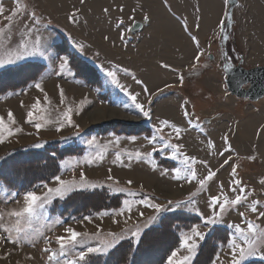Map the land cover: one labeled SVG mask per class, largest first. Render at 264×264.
Instances as JSON below:
<instances>
[{
  "label": "rangeland",
  "instance_id": "obj_1",
  "mask_svg": "<svg viewBox=\"0 0 264 264\" xmlns=\"http://www.w3.org/2000/svg\"><path fill=\"white\" fill-rule=\"evenodd\" d=\"M22 2L28 5L29 11L35 10L41 14L44 21H51L50 25L41 28L42 54L33 56L18 50V43L24 37L25 29L17 18L12 28V41L8 42L7 48L0 47V59L5 62L11 59L14 63H5L0 67V72L26 63L44 64L46 70L38 72L37 82L30 84L28 88L0 98V117L5 118L14 133L11 136L3 133L7 139L0 143V163L13 152L38 151L48 148L51 144H57L59 150L76 144L84 148V155L62 156L56 176L63 180L79 181L80 172H84L89 182L103 187L95 190H76L63 199L52 198L43 214L33 219L31 227L28 228L29 231H38L41 234L37 236L35 246L26 241L18 246L0 242V257L11 253L7 260L0 259V264H49L47 254L41 250L50 247L53 251H58L55 238L66 235V227H72L82 233L87 232L89 236L97 233L99 229L100 240L108 238L110 232L120 234L124 230L125 238L121 244L128 241L137 245L139 242L132 238V232H140V241L147 230L160 225L166 214L182 212L201 218L202 222L193 227L204 235V239L193 237L197 249L194 254H190L180 245L192 232L181 231L180 245L174 250L178 252L177 258L191 255L188 264H193L200 246L217 226L227 229L230 235L229 242L220 246L212 264H228L230 242L237 239L238 243H242L235 226L246 228L247 221L258 223L264 228V219H259L257 214L248 210L252 200L264 202V185L258 183L264 178V129L261 128L264 125V99L251 103L236 98L227 89L226 74L221 61L223 42L218 24L220 20L225 19L224 13L228 12L229 5H225L224 0H167L171 7L169 11L164 0H85L83 5L79 0ZM238 2V6L233 10L234 28L227 42L229 51L233 50L234 54L242 58L245 69L264 66V0ZM3 3L6 9L15 7L13 0H3ZM118 5L124 6L123 12L119 11ZM74 8L80 9V22L76 24L67 19V13ZM104 8H109L108 14L104 13ZM133 8L136 9L135 12L132 11ZM145 13L150 16V22L143 20ZM8 14L7 11L4 13L5 16ZM130 17L135 19L131 20ZM120 19H123L125 27L135 22H144L145 25L135 33L125 32L124 27L117 28ZM24 20L27 22L26 17ZM180 21H186L188 32L196 37L199 48L183 30ZM6 23L8 22L0 16V27H4ZM121 33L125 36L124 40L120 39ZM105 36L109 39L105 40ZM197 53H203L198 63L195 60ZM18 55L20 59H17ZM61 57L68 61L63 69L60 68ZM160 62L171 65V68L160 67ZM124 69L128 71L125 72ZM28 71L20 70L10 73L9 76L25 79L28 77ZM76 71H80L81 76L90 81L99 79L100 84H97V87L88 85L77 78ZM109 72H114L115 77L109 76ZM137 80L143 83L138 84ZM36 83L41 84L43 92L34 87ZM60 88L64 92L63 103ZM145 88L147 91H144ZM45 94L50 103H45ZM133 95L137 98L135 103L131 99ZM37 98L43 105V110L36 112V122L44 124L39 131L32 124L25 122L26 114ZM186 100L189 103L184 105ZM136 104L143 105L144 109L149 111V117H144L136 108ZM182 106H186L192 113V124L184 117ZM69 108L72 124H66L57 131V122L63 119L64 112ZM9 111L15 117V124L7 121ZM45 120L48 122L44 123ZM162 120H168L184 129L181 138L177 139L171 129L163 128L160 123ZM197 122L200 127L194 126ZM130 125H142L152 133L148 135L144 130H140V135L129 137L116 135V132L103 134L97 130L103 126H114V129L125 126L128 129ZM17 128L22 131L16 132ZM161 128L163 131L158 132ZM154 136L157 139L150 144L149 140ZM225 136L227 144L223 139ZM132 137L136 138L135 141L131 140ZM89 140H94V143L89 144ZM110 141L112 143H109ZM209 141L214 147L208 146ZM168 142L183 145L180 149L182 153L195 157L197 161L207 162V167L198 162L192 165L199 179L208 174L209 168L216 172L205 190L195 197H192V193L199 187L195 181L186 183L183 179L172 178L175 169L184 170L186 166L183 157L177 155L173 158L170 149L164 150L163 145ZM36 144L42 147H35ZM228 145L231 149L226 151ZM153 147L157 151H153ZM136 151L145 154L143 161L125 159L123 164L120 161L114 163L117 152ZM221 152L224 154L220 155ZM98 153L103 155L102 160L97 158ZM157 155L174 163L176 167L167 169L159 166ZM250 156H255V160L248 159ZM225 160H229V163L224 164ZM233 165L238 166L237 178L247 189L255 191L250 192L248 200L239 207H231L217 217L209 204L214 196L234 199L235 193L230 190ZM162 170H168L169 174L161 176ZM182 174L187 173L182 171ZM109 175L114 180H108ZM54 177L35 184L31 191L38 194L46 192L44 184L56 187ZM129 180L132 181L131 184H128ZM95 192H103L105 196L96 197L97 205H111V210L113 207L119 209L123 206V201L128 200L133 208L131 219H127L125 223L126 216H117L116 219L120 222L116 224L112 222L111 216L98 215L103 210L88 214V210H85L84 214L68 218L52 214V208L57 202L69 205L72 209L78 204L87 207L88 203L92 202L89 196L74 195ZM24 194L13 192L0 184V215L6 217L0 223L14 228L15 218L7 217V213L22 208ZM141 198H148L153 203L160 204L162 211L156 212L152 208L139 205ZM116 199L121 200L120 206L117 205ZM261 210L264 211V208ZM140 211L144 213L142 217L139 215ZM241 212L245 213L243 217ZM85 216H90L93 222L84 221ZM208 217L215 218L217 223L206 225L204 220ZM57 220L61 223L57 224ZM97 243L99 241L95 238L85 239L81 247L94 246ZM78 251L79 248L70 251L67 259L74 258ZM119 254L120 252L111 250L106 255H91L89 262L102 263L109 256ZM144 255V259L150 261L158 254ZM29 256L33 259H27ZM262 257L264 248L256 255L247 257L242 264L264 262ZM64 259L66 258L61 257L62 261ZM167 261L168 259L164 264H167Z\"/></svg>",
  "mask_w": 264,
  "mask_h": 264
},
{
  "label": "snow or ice",
  "instance_id": "obj_2",
  "mask_svg": "<svg viewBox=\"0 0 264 264\" xmlns=\"http://www.w3.org/2000/svg\"><path fill=\"white\" fill-rule=\"evenodd\" d=\"M15 7L13 9H6L3 3V0H0V16L3 17L6 23L4 27H0V47L7 48L8 42L12 41V28L14 24L17 22V18H19L20 22L23 25V28L25 29L24 37L19 41L18 43V50H23L24 52H27L29 55H40L41 52V44H42V38L43 34L41 32V28H45L47 25L51 24V21H44L41 14H38L35 10L29 11L28 5L26 3H23L22 0H13ZM79 3L83 5L85 3V0H79ZM165 6L168 7L169 11H171V7L168 5L167 0H164ZM225 5H230L231 0H224ZM119 11H124V6L118 5ZM8 12V15H4L5 12ZM104 13H109V8L103 9ZM133 12L136 11L135 8L132 9ZM225 19L221 22V37L226 38L227 33L225 32V29L227 27L228 22L232 19L231 14L228 12L224 13ZM27 18V22H25L24 18ZM80 17V9L74 8L73 11H70L67 13V19L69 22L76 24L79 23ZM131 20H134L135 17H130ZM179 20V17H177ZM143 20L145 22H150V16L145 13L143 15ZM180 23L183 26V30L188 33L189 38L195 42V45L197 48H199V42L196 40L195 36H192L190 32H188V27L186 21H180ZM138 25L132 24L128 27L124 26L123 19H120L117 22V28L124 27V31H131ZM198 27V25H197ZM105 40H108L109 37L105 36ZM120 39L124 40L125 36L123 33L120 34ZM31 45V50L29 51V47ZM81 48H83V45H81ZM203 55V53H197L195 56V60L198 63L200 56ZM21 57L18 55L17 59H20ZM60 68L63 69L68 61L66 58L61 57L60 58ZM5 63L11 64L14 63L13 60L9 59L6 62L2 59H0V67L4 66ZM160 67L169 69L171 68V65L160 62ZM207 67V65H205ZM224 70L231 71L232 70V64H231V57L225 53V63L223 65ZM125 72H127V69H124ZM109 76L115 77L114 72H109ZM133 78L135 79V76L133 75ZM181 83L183 82V77H180ZM138 84L143 83L140 80L136 81ZM35 88L39 89L41 92H43V88L41 87L40 83H36L34 85ZM59 88V85H57ZM170 87V86H169ZM144 91H147V88L144 89ZM60 96H61V103H63L64 100V92L63 89L60 88ZM132 101L136 102V96L133 95L131 97ZM45 103H50L48 101L47 95L45 94ZM189 102L186 100L184 102V105H187ZM23 106V104H22ZM137 109L143 114L144 117H149V111H146L144 109L143 105L136 104L135 105ZM183 107V115L187 119L189 124H192V120L190 117L192 116V113L189 112L188 108L186 106ZM43 105L39 98L36 99L35 103L32 104L31 108L28 110L26 114V123L32 124L33 127L39 131L44 124L36 122V112L42 111ZM71 109L69 108L66 112L63 114V119L58 121V127L56 128L57 131H60L66 124L71 125ZM7 121L11 122V124H15L16 120L11 111L7 114ZM48 121L45 120L44 123H47ZM161 125L163 128H169L172 130V132L175 134V137L177 139H180L182 136V133L185 131L181 127L177 126L175 123H171L168 120H162ZM195 127H200L199 122H197ZM163 128L158 129V132H162ZM262 129H264V125L261 126ZM22 129L17 128L16 132H20ZM7 133V136L13 135L12 128L8 126V124L5 121L4 117H0V143H4L7 139V136L3 135V133ZM259 134V133H258ZM135 137H132L131 140L135 141ZM157 137H152L149 140V143H153ZM225 144H227V137H223ZM89 144L94 143V140H89ZM109 143H112L111 141ZM35 147H42L40 144L34 145ZM209 147H214L211 141H209ZM183 147V145L180 144H173L171 142L165 143L163 145L164 150H171L172 157L175 158L177 155H180L183 157V161L185 164V169L181 170L179 168L175 169V175L172 177L175 180H181L183 179L186 183H192L196 182L199 187L197 188L195 193H192V197H195L200 192L204 191L206 188V185L209 181L213 180V178L216 175V172L212 171L210 168L208 170V174L203 178L199 179L197 176L196 171L193 169L192 165L195 163L203 164L205 167H207L206 161H197L195 157H189L182 153L180 149ZM231 146L228 145L226 148L227 150H230ZM153 151H157L155 147H153ZM224 153L221 152L220 155H223ZM145 157L144 153H141L140 151H136L135 153L125 152V153H116L115 161H120L122 164L124 163V160L127 159L128 161H131L132 159H135L137 161H143ZM97 158L102 160L103 155L97 154ZM255 156H250L248 159L255 160ZM93 161H87V163H92ZM229 160H225L224 164H228ZM223 167V165H221ZM237 165L232 166V171L230 173V176L233 177L231 181L230 190L235 193L234 199H229L227 196H223V193L221 195L223 196V199H221L220 196H214L211 198L209 206L213 208L215 216H220L224 211L228 210L231 207H239L242 203L248 200L249 193H254V189H247V186L242 183L240 179L237 178ZM153 170H155V166H153ZM111 171V169H109ZM182 171L187 174H182ZM168 170H162L160 172L161 176L168 175ZM55 183L57 184L56 187H49L47 184L43 185V188L46 189V192L38 194L36 191H28L24 194L23 200L24 204L21 209L19 210H12L7 213V217L15 218V226L8 227L5 226V224L0 223V242H8L13 245H21L23 242H28L29 244H32V246H35V240L38 235H41L38 231H29L28 228L31 227L33 219L39 218L43 214V210L46 208L48 204L51 203L52 198L59 197L60 199H63L66 195L69 193L76 191V190H95L97 188L103 187V185L89 182L84 174V172H80V179L79 181L76 180H63L60 176L54 177ZM108 180H114V178L109 175ZM118 183V182H117ZM132 181H128V184H131ZM258 183L264 185V178H261ZM221 188H223V185H221ZM123 191V189H121ZM171 203V202H170ZM138 204L146 207V208H152L156 212L162 211V206L160 204L153 203L151 199L148 198H141L138 201ZM261 208H264V202H261L259 200H252L250 202L248 210L254 214H257V217L259 219H264V211L261 210ZM138 211V209H137ZM133 208L132 205L129 203L128 200L123 201V206L119 209H112V210H104L98 215L100 217L105 216H111L112 222L118 224L120 221L116 219L117 216H126L125 223L127 222V219H131L132 217ZM139 215L142 217L144 213L142 211L139 212ZM240 215L243 217L245 213L241 212ZM6 217L4 215H0V221L5 220ZM155 220V217L152 218ZM84 221H87L88 223H92L93 220L90 216L83 217ZM23 221V223H22ZM57 224H60L61 221L57 220ZM204 223L206 225L208 224H215L217 223V220L213 217H208L204 220ZM27 225V227L25 226ZM236 233L238 234V238L242 241V243H238L237 239H233L230 242L229 248V260L228 264H242V262L249 256L256 255L261 248H264V228H262L258 223H252L246 221V228H241L239 225H236ZM66 235L63 236H57L55 238V242L58 245V251H53L50 247H45L41 251L43 253L47 254V260L49 261V264H89V257L91 255L96 254H108L111 250L119 251V247L121 245V241L125 238L123 235V231L120 234H117L115 232L108 233V238L100 240L99 238V229L97 233L92 234V236H89L87 232H78L72 227H66L64 229ZM15 233L13 236L12 233ZM192 235L186 236L183 239V242L181 243L180 247L183 249H186L188 253L194 254L197 249V243L193 239V237L204 239V235L196 228L193 227L191 229ZM95 238L99 241L96 245L87 246V247H81V245L84 243V240H91ZM132 238H134L135 242H139L140 238V232L134 231L132 232ZM44 239L50 244L51 241L44 237ZM79 248L78 254L74 256V258L67 259L68 254L70 251H73L75 249ZM11 253H8L7 255L0 257V259L7 260L8 256H10ZM61 257H64L63 261L61 260ZM178 252L172 251L171 255L168 257L167 264H188V262L191 260V255H185L182 258H177ZM264 258V257H262ZM27 259L31 260L33 257L29 256ZM217 260H219V256L217 257ZM222 264V262H221Z\"/></svg>",
  "mask_w": 264,
  "mask_h": 264
},
{
  "label": "trees",
  "instance_id": "obj_3",
  "mask_svg": "<svg viewBox=\"0 0 264 264\" xmlns=\"http://www.w3.org/2000/svg\"><path fill=\"white\" fill-rule=\"evenodd\" d=\"M20 70H30V72H27L28 77L17 79L9 76L10 73ZM45 70L46 66L44 64L26 63L0 72V98L8 93L20 92L28 88L30 84L37 82L38 72ZM76 76L90 86L95 85L97 87V84H100V80L97 78L96 81H90L82 77L80 71H76ZM113 127L103 126L97 130L103 134L116 132V135L129 137L140 135L141 132H138L140 130H144L148 135L152 133L149 128L145 129L142 125H130L128 129L125 126L120 129H114ZM49 146L38 151H17L5 157L0 163V184L13 192L26 193L34 189L35 184L43 183L59 173V163L62 156H82L85 152L84 148L76 144L59 150H57V144ZM156 159L161 167L167 169L176 167L174 163L160 158L159 155L156 156ZM74 196H89L92 202L88 203L87 207L75 204L77 207L75 206L73 209L69 205L57 202L52 208V214L58 215L60 218H68L76 214H84L85 210H88L86 214L97 212V210H111V205L107 207H101L102 204L97 205L96 197H105L103 192L80 193V195L75 194ZM116 203L120 206L121 200L116 199ZM112 209H115V207ZM201 222V218L188 213L166 214L162 218L160 225L147 230L137 245H134L133 242H124L121 244L119 251H117L120 252L119 255L109 256L102 263L89 262V264H164L171 252L180 245V232L189 231L194 225ZM229 235L230 233L227 229L214 227L211 236L200 246L199 253L193 264H212L220 246H224L229 242ZM145 253L147 255H158L154 259L146 261L144 259ZM247 264H264V262L253 261Z\"/></svg>",
  "mask_w": 264,
  "mask_h": 264
},
{
  "label": "water",
  "instance_id": "obj_4",
  "mask_svg": "<svg viewBox=\"0 0 264 264\" xmlns=\"http://www.w3.org/2000/svg\"><path fill=\"white\" fill-rule=\"evenodd\" d=\"M238 0H231L229 5L228 13L231 14L232 19L228 22L225 30H229L226 38H222L226 41L232 31L233 22V10L238 6ZM138 25L133 30L135 33L144 28V22H135ZM226 85L229 92L240 99L249 100L250 102H258L264 98V66H259L252 68L250 70L244 69L241 65L232 69L231 71H226ZM246 86H250L249 89H245Z\"/></svg>",
  "mask_w": 264,
  "mask_h": 264
},
{
  "label": "flooded vegetation",
  "instance_id": "obj_5",
  "mask_svg": "<svg viewBox=\"0 0 264 264\" xmlns=\"http://www.w3.org/2000/svg\"><path fill=\"white\" fill-rule=\"evenodd\" d=\"M229 41V40H228ZM223 57H222V59H221V61H222V64L224 65V63H225V53H227V55L229 56V57H231V64H232V68H235L236 66H238V65H240V64H242V66H243V60H242V58L241 57H239V56H237L236 54H234L233 52V50H231V51H229V48H228V46L226 45V46H224L223 48ZM247 88V87H246Z\"/></svg>",
  "mask_w": 264,
  "mask_h": 264
},
{
  "label": "crops",
  "instance_id": "obj_6",
  "mask_svg": "<svg viewBox=\"0 0 264 264\" xmlns=\"http://www.w3.org/2000/svg\"><path fill=\"white\" fill-rule=\"evenodd\" d=\"M222 21H223V19L219 21L218 28H221L220 25H221Z\"/></svg>",
  "mask_w": 264,
  "mask_h": 264
},
{
  "label": "bare ground",
  "instance_id": "obj_7",
  "mask_svg": "<svg viewBox=\"0 0 264 264\" xmlns=\"http://www.w3.org/2000/svg\"><path fill=\"white\" fill-rule=\"evenodd\" d=\"M145 25V24H144ZM171 109V108H170ZM173 109V108H172ZM101 115H103L102 113H101ZM112 117V116H111ZM132 119V118H131Z\"/></svg>",
  "mask_w": 264,
  "mask_h": 264
}]
</instances>
